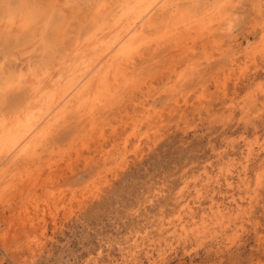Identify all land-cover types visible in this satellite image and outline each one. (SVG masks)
I'll return each instance as SVG.
<instances>
[{
  "label": "rangeland",
  "instance_id": "rangeland-1",
  "mask_svg": "<svg viewBox=\"0 0 264 264\" xmlns=\"http://www.w3.org/2000/svg\"><path fill=\"white\" fill-rule=\"evenodd\" d=\"M169 3L96 119L49 124L39 96L138 5L0 0V264H264V0Z\"/></svg>",
  "mask_w": 264,
  "mask_h": 264
},
{
  "label": "bare ground",
  "instance_id": "bare-ground-1",
  "mask_svg": "<svg viewBox=\"0 0 264 264\" xmlns=\"http://www.w3.org/2000/svg\"><path fill=\"white\" fill-rule=\"evenodd\" d=\"M125 1H129V0H125ZM134 3H136L138 6V8H137V10H138V13L137 14H132L131 16H129L130 18H128L129 19V21H128V23L127 24H125V27H121V28H118L117 29V32H116V34L115 35H111V33H106V34H102V36L101 37H97V38H95L94 40H92L91 41V43H90V49H92V50H90V54H91V59H88V61L87 62H85L84 64H82L83 62H80L79 61V63H78V61H77V66L73 69H71V68H69V69H71L67 74H66V72H65V74L67 75V76H65L64 78L62 77V79H60V80H57L56 79V85L59 87V85H60V88L57 90V91H55L54 92V90H53V92H52V95H50V96H44L43 94H41L42 92H40V96H39V99L37 100L38 101V103H36L34 106H36V109H37V107L39 108V109H41L42 110V112L43 113H40V117L39 118H42V117H45L44 119L47 121V123H51V122H49L48 121V118H50L51 117V119L53 118V120H56V121H62L61 119H64V116H66V114L68 113L69 115H70V113L69 112H71V111H79V114L78 115H80V118L81 117H86V120L87 119H92V120H95L96 118V112H97V109L96 108H98V110H99V106L100 107H102L103 106V104H105L107 101H108V99L110 98V97H114L115 95H117L116 93L117 92H120L119 91V89H118V87H112L111 86V84L114 82H116V83H118L119 84V82H121V76H123V78H126L125 76H124V72L123 71H125V68H123V64L124 63H127V62H130V61H133L134 60V57L136 56V55H138V52H139V48H140V45H142V44H144L143 42H141V44L139 45V44H137L136 43V45H132L131 47L129 46L130 45V43L132 42V41H134V39H136L139 35H142V33H140L142 30H141V28L143 27V25L145 24V23H148V22H150V24L152 23V21H153V19H154V17L156 16V13L160 10V9H167L170 5H171V3H169V0H134ZM105 6V5H104ZM105 8V7H104ZM100 10V9H99ZM101 11V10H100ZM220 11V10H219ZM108 12V11H107ZM105 13H106V11H105ZM221 13V12H220ZM99 14H100V12H99ZM102 14V13H101ZM176 14V13H175ZM225 16V15H224ZM127 18V17H126ZM123 20V19H122ZM165 22V21H164ZM193 22H195V21H193ZM193 22L192 23H189L190 25H192L193 24ZM209 22V21H208ZM176 23V22H175ZM174 23V24H175ZM11 24V23H10ZM118 24V23H117ZM124 24V23H123ZM168 24H169V22H168ZM184 23H182V25H183ZM188 23H187V25H189ZM195 24V23H194ZM197 24V23H196ZM13 25V24H12ZM187 25H183V27L184 26H186V28H187ZM200 25V24H199ZM152 26H154V25H152ZM174 26V25H173ZM181 26V25H180ZM10 27V26H9ZM176 27H179V26H176ZM182 27V26H181ZM204 27V26H203ZM208 27V26H207ZM124 28V30L122 31V29ZM174 28V27H173ZM108 29V28H107ZM112 29V28H111ZM180 28H175V30L177 31V30H179ZM188 29V28H187ZM186 29V30H187ZM195 29V28H194ZM206 29V28H205ZM116 30V29H115ZM165 30H166V28H165ZM189 30H190V28H189ZM201 29H200V26H199V31H200ZM167 31V30H166ZM180 31V30H179ZM175 34H176V32L175 31H173ZM172 32V33H173ZM181 32V31H180ZM114 33V32H113ZM173 33V34H174ZM197 33V32H196ZM96 34V33H95ZM95 34H94V36H95ZM124 34V35H123ZM164 34V33H163ZM170 34V33H169ZM181 34V33H180ZM179 34V35H180ZM189 34H190V31H189ZM189 34H187V36H191L192 37V35H189ZM191 34H193V33H191ZM195 34V33H194ZM161 35V34H160ZM159 35V36H160ZM164 35H166V33L164 34ZM168 35V34H167ZM182 35V34H181ZM158 36V37H159ZM161 36H163V35H161ZM174 36H178V34L177 35H174ZM194 36V35H193ZM113 37V38H112ZM139 37H141V36H139ZM164 38H165V36H163ZM162 37V38H163ZM169 37V36H168ZM179 37V36H178ZM181 37V36H180ZM202 37V36H201ZM115 38V42L113 43V39ZM173 38V37H172ZM186 38H188V37H186ZM186 38L184 39V41L186 40ZM193 38H196V37H193ZM200 38V37H199ZM198 38V39H199ZM207 38V37H206ZM167 39V38H166ZM178 39V38H177ZM189 39V38H188ZM208 39V38H207ZM182 40H183V38H182ZM195 41V39H192V41ZM157 41H158V39H157ZM163 41V40H162ZM177 41H179V43H180V41H181V39L180 40H177ZM176 41V43H178ZM183 42V41H182ZM186 44H188V41L186 40ZM190 42V41H189ZM113 43V44H112ZM175 43V42H174ZM179 43L176 45V46H178V47H180V45H182V44H184V42L181 44L180 43V45H179ZM132 44V43H131ZM147 44V43H146ZM186 44H184V45H186ZM138 45H139V47H138ZM157 45H159V47H160V45H161V43L159 42ZM156 45V46H157ZM184 45H183V47H184ZM149 47H150V45H148ZM188 46V45H187ZM142 47V46H141ZM146 47V46H145ZM163 47H164V44H163ZM178 47H176L177 49H178ZM79 48L80 49H83V48H88V47H85V45H79ZM175 48V49H176ZM191 48V47H190ZM189 48V49H190ZM161 49V48H160ZM181 49V48H180ZM179 49V50H180ZM188 49V48H187ZM153 50H155L156 51V49H153ZM192 50V49H191ZM190 50V51H191ZM81 51V50H80ZM158 51V50H157ZM181 51V50H180ZM187 51H189V50H187ZM186 51V52H187ZM159 52V51H158ZM178 52V51H177ZM185 52V51H184ZM185 52V53H186ZM180 53V52H179ZM183 53V52H182ZM182 53H181V55H182ZM140 54V53H139ZM153 54H154V52H153ZM159 54V53H158ZM144 56V55H143ZM154 56V55H153ZM161 56V55H160ZM84 57H86V55L84 56ZM140 57V56H139ZM157 57V56H156ZM212 58V57H211ZM144 59V58H143ZM154 59H155V57H154ZM77 60V59H76ZM81 60V59H80ZM141 60V59H140ZM146 60V59H145ZM148 60V59H147ZM150 61V60H149ZM151 61H152V59H151ZM213 61V60H212ZM145 62H147V61H145ZM75 64V65H76ZM191 64V63H190ZM194 65V64H193ZM134 66V65H133ZM192 67V66H191ZM195 68V67H194ZM68 69V70H69ZM175 69V68H174ZM67 70V71H68ZM88 70V71H87ZM130 71V70H129ZM138 71V70H137ZM170 71V70H169ZM87 72V73H86ZM126 72V71H125ZM91 75H90V74ZM136 73V72H135ZM138 73V72H137ZM134 74V73H133ZM139 75V74H138ZM214 75V74H213ZM231 75V74H230ZM63 76H64V74H63ZM88 76H91L90 78H88ZM131 76V75H130ZM134 76H135V74H134ZM136 76H137V74H136ZM59 78V77H58ZM137 78V77H136ZM181 78H183V76L181 77ZM126 80V79H125ZM131 79H129L128 80V82H126V84H128V85H131L130 83H131V81H130ZM132 80H133V77H132ZM182 80V79H181ZM129 81H130V83H129ZM135 81V80H134ZM138 83V82H137ZM137 83H134L133 85H135V84H137ZM176 83H177V81H176ZM125 84V83H124ZM125 84V85H126ZM138 84H141V83H138ZM138 84H137V86H138ZM133 85H132V87H133ZM144 85H145V83H144ZM119 86V88L120 87H123V85H118ZM136 86V87H137ZM127 87V86H126ZM56 88V87H55ZM54 88V89H55ZM133 88H135V87H133ZM132 88V89H133ZM138 88V87H137ZM136 88V89H137ZM179 88V87H178ZM129 89H130V87H129ZM129 89H128V91H129ZM60 90L62 91V93H58V92H60ZM120 90H122V88L120 89ZM125 91H126V89H124ZM174 90V89H173ZM47 93H49V92H47ZM125 92H123V94H124ZM134 93V92H133ZM119 94V93H118ZM45 95H47L46 93H45ZM49 95V94H48ZM119 96H122V95H119ZM125 96V95H124ZM123 97V96H122ZM111 99V98H110ZM119 99H120V97H119ZM118 99V100H119ZM121 100V99H120ZM111 101H113V99L111 100ZM114 101H115V99H114ZM117 101V100H116ZM110 102V101H109ZM119 102V101H118ZM145 103V102H144ZM108 104V103H107ZM110 104H111V102H110ZM114 104V103H113ZM116 104V103H115ZM115 104H114V106H115ZM98 106V107H97ZM141 107V106H140ZM33 109L35 110V108H33V106L31 107V108H29V111H28V113L26 114V115H24L25 116V118L27 119H25L24 117L23 118H21V122H25V120L28 122V121H31L32 119H33V117L35 118V117H37L38 115H36V116H33V113L34 112H32L33 111ZM107 109V108H106ZM43 110H46L47 112L46 113H44V111ZM136 110V109H135ZM35 112H36V110H35ZM102 112V111H101ZM76 113V112H75ZM35 114V113H34ZM37 114H38V112H37ZM71 116V115H70ZM75 116H76V114H75ZM48 117V118H47ZM73 117V116H72ZM145 117V116H144ZM75 118V117H74ZM22 119H23V121H22ZM66 119V118H65ZM70 119H72V118H70ZM19 120H20V118H19ZM40 120V119H39ZM77 120H79V119H77ZM85 120V121H86ZM162 120V119H161ZM34 121H35V119H34ZM37 121H38V119H37ZM41 121V120H40ZM42 121H44V120H42ZM42 121L41 122H38L39 124H40V126L41 125H43L42 124ZM20 122V121H19ZM31 122H33V121H31ZM36 122V121H35ZM34 122V123H35ZM68 122V121H67ZM16 123V122H15ZM18 123V122H17ZM16 123V124H17ZM56 123V122H55ZM19 124V126H20V123H18ZM24 124V123H23ZM28 124V123H27ZM100 124V123H99ZM22 125V124H21ZM29 125L30 126H34L33 124H31L30 122H29ZM24 126V125H23ZM37 126H39V125H37ZM39 126V128H41ZM58 126V125H57ZM94 126V125H93ZM135 126V125H134ZM10 127V126H9ZM14 127H16L17 128V126L16 125H14ZM22 127V126H21ZM25 127V126H24ZM155 127V126H154ZM15 128V129H16ZM20 128V127H19ZM25 128H27V127H25ZM33 129H35L34 127H32ZM50 128V127H49ZM21 129H23V128H21ZM21 129H19L20 131H21ZM32 129V130H33ZM36 129H38V128H36ZM35 129V130H36ZM115 129V128H114ZM27 130V129H26ZM25 130V131H26ZM29 130V129H28ZM13 131H15V130H13ZM17 131V130H16ZM41 131V130H40ZM42 131H43V129H42ZM136 131V130H135ZM6 132V131H5ZM19 132V131H18ZM17 132V135H16V133L14 134L15 136L13 137V140H14V138L16 139V137L18 136V134L20 133H18ZM23 131H21V134H23L24 135V133H22ZM29 132V131H28ZM7 134H9L10 133V131L9 132H6ZM5 133V135H7ZM21 134H19L20 136H21ZM0 135H2V133L0 134ZM29 135V134H28ZM86 135H87V133H86ZM20 136H18V138L16 139V142H17V140H21L22 141V139H20ZM30 136V135H29ZM89 136V135H88ZM102 136V135H101ZM6 137H8V136H6ZM10 137V136H9ZM22 137V136H21ZM31 137V136H30ZM3 138V137H2ZM26 138H28V137H26ZM7 139V138H6ZM10 139V138H9ZM9 139H7L5 142L7 143V141L9 140ZM26 140H29V138L28 139H26ZM21 141H20V143H21ZM11 142V139H10V141H8V143H9V146H10V144L12 143H10ZM15 142V141H14ZM24 142V141H23ZM0 143H2V144H0V149L2 148V149H4L5 147H4V145H6V144H4L3 145V142H0ZM19 142H18V145H20V146H22L21 144H20ZM74 143V142H73ZM15 144V143H14ZM14 144H11L12 145V149H13V147L15 146ZM24 144H25V142H24ZM23 144V145H24ZM28 144V143H27ZM26 144V145H27ZM1 145H3V147H1ZM17 145V146H18ZM8 147V146H7ZM27 147H29V146H27ZM9 148V147H8ZM22 148V147H21ZM26 148V147H25ZM25 148H23V149H21V154L23 153L24 155H25V153H28L27 152V149L25 150ZM126 148H127V146H126ZM19 149V151H20V147L18 148ZM124 149H125V147H124ZM5 150V149H4ZM6 150H7V148H6ZM0 151H2V150H0ZM3 152V151H2ZM6 152V151H5ZM7 152H9L8 150H7ZM11 153V152H10ZM252 152H250V154H251ZM5 154V153H4ZM70 154V153H69ZM249 154V155H250ZM13 155V154H12ZM26 156V155H25ZM240 179H241V176H240ZM247 179V178H246ZM228 186L231 188V189H233V183H229L228 184ZM234 196V195H233ZM234 198V197H233ZM234 201V200H233ZM189 206V205H188ZM219 209L221 208V207H218ZM186 209V208H185ZM222 209V208H221ZM223 210H227V208H224ZM222 210V211H223ZM221 211V212H222ZM30 248V247H29Z\"/></svg>",
  "mask_w": 264,
  "mask_h": 264
}]
</instances>
